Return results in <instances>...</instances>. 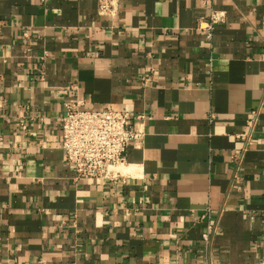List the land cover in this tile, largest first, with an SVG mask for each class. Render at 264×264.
<instances>
[{"label":"crops","instance_id":"0c3cea01","mask_svg":"<svg viewBox=\"0 0 264 264\" xmlns=\"http://www.w3.org/2000/svg\"><path fill=\"white\" fill-rule=\"evenodd\" d=\"M96 9L0 0V264H264V0ZM76 102L144 116L116 179L63 162Z\"/></svg>","mask_w":264,"mask_h":264},{"label":"built area","instance_id":"2783aa9c","mask_svg":"<svg viewBox=\"0 0 264 264\" xmlns=\"http://www.w3.org/2000/svg\"><path fill=\"white\" fill-rule=\"evenodd\" d=\"M96 5L99 16L112 18L117 12V0H96ZM223 21V12L211 10L207 17L198 20L197 29L210 39L214 26ZM21 36L25 38L27 34L22 32ZM253 116L251 127L256 121V114ZM144 119L142 115L131 116L111 107L88 110L78 102L65 104L60 123V150L63 162L72 168L73 181L116 179L115 168L124 163L128 145L141 138L143 132L137 126L143 125ZM243 157L244 150L231 157L235 171ZM213 232L214 227L206 226L202 239L207 242ZM203 264L214 263L205 261Z\"/></svg>","mask_w":264,"mask_h":264},{"label":"bare ground","instance_id":"6f19581e","mask_svg":"<svg viewBox=\"0 0 264 264\" xmlns=\"http://www.w3.org/2000/svg\"><path fill=\"white\" fill-rule=\"evenodd\" d=\"M117 170V169H116Z\"/></svg>","mask_w":264,"mask_h":264}]
</instances>
